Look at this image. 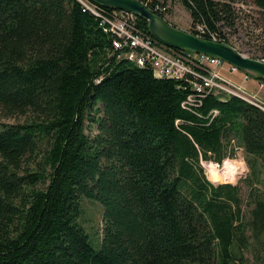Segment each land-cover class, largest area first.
<instances>
[{
	"label": "trees",
	"instance_id": "trees-1",
	"mask_svg": "<svg viewBox=\"0 0 264 264\" xmlns=\"http://www.w3.org/2000/svg\"><path fill=\"white\" fill-rule=\"evenodd\" d=\"M179 1L193 30L230 45L237 0ZM90 2L98 14L79 0H0V114L23 119L0 121V264L264 260V111L208 89L188 106L200 93L125 58L106 22L121 10ZM238 151L247 176L212 183L202 162ZM84 199L104 208L98 251Z\"/></svg>",
	"mask_w": 264,
	"mask_h": 264
},
{
	"label": "built area",
	"instance_id": "built-area-1",
	"mask_svg": "<svg viewBox=\"0 0 264 264\" xmlns=\"http://www.w3.org/2000/svg\"><path fill=\"white\" fill-rule=\"evenodd\" d=\"M84 8L98 14L90 0H79ZM154 13L163 14L167 20L170 12L169 2L173 0H136ZM153 12V11H152ZM108 29L119 40H116L114 47L119 50H127L125 58L134 62L140 67H149L156 78L170 79L175 81L186 80L192 90L200 93L189 97L186 103L195 105L197 98L202 97L205 89L214 91L216 94L226 93L237 96L264 111V100L256 94L249 93L244 88L246 83L252 80L254 75L231 66L223 60L208 55L197 54L188 50L169 48L158 43L151 35H146L138 27V17L129 12L115 11L112 16L106 18ZM168 22V20H167ZM169 23V22H168ZM172 25L171 23H169ZM173 26V25H172ZM190 34L203 38L204 26H197L196 29L187 30ZM212 41L219 42L213 36ZM228 65L229 73H241L242 83H236L223 76L222 70ZM259 88H264V79L258 78ZM241 170V169H240Z\"/></svg>",
	"mask_w": 264,
	"mask_h": 264
},
{
	"label": "rangeland",
	"instance_id": "rangeland-1",
	"mask_svg": "<svg viewBox=\"0 0 264 264\" xmlns=\"http://www.w3.org/2000/svg\"><path fill=\"white\" fill-rule=\"evenodd\" d=\"M170 12L167 18L168 22L171 23L174 27L187 31L191 28V16L189 11L185 8V6L179 1H170ZM237 24L239 25V29L236 31L231 28H225L224 31L229 34L230 45H227L234 49L236 52L241 55L257 59L263 60L264 58V16L263 12L258 9L252 0H237ZM222 70L223 76L226 78L233 80L236 83H241L243 79L242 72L241 73H229L228 65H225ZM244 73V72H243ZM257 75L252 76L251 85L246 83L245 89L249 93L256 94L260 99L264 100V88L260 89L258 84ZM255 82V83H254ZM247 86V87H246ZM22 118H9L3 119L0 114V121L4 124H14L19 121H22ZM89 124V123H88ZM87 132L91 135H95L96 131H91L88 129ZM239 152V153H238ZM236 157L234 159L239 160L243 159L246 162L245 154L242 151H238ZM202 165L205 170V174L207 178L213 183L215 180L218 181L223 177L220 176L219 179L210 178L211 171L220 170L223 172V169L226 166V162L223 160L221 164H216L215 161H203ZM247 167L240 166L237 171L235 182L231 180H221L219 184H238L241 179L245 178V175L250 171L248 163L246 162ZM219 166V169H217ZM207 169V171H206ZM247 176V175H246ZM264 191V184L261 186ZM247 194L246 190H244L243 196L245 197ZM83 216L80 221L83 224V227L87 231L90 241L94 246L95 250H100L101 240H102V227H103V214L104 208L101 203L93 200L84 199L82 202ZM248 211V210H247ZM101 233V234H100ZM246 257L248 258L250 264H264V260H256L254 255L251 252L246 253Z\"/></svg>",
	"mask_w": 264,
	"mask_h": 264
},
{
	"label": "water",
	"instance_id": "water-1",
	"mask_svg": "<svg viewBox=\"0 0 264 264\" xmlns=\"http://www.w3.org/2000/svg\"><path fill=\"white\" fill-rule=\"evenodd\" d=\"M113 9L135 14L148 23L151 36L161 45L178 50L217 57L242 71L251 72L264 79V60L245 57L226 44L203 39L170 25L136 0H91ZM214 183V182H213ZM218 185L219 183H214ZM221 184V183H220Z\"/></svg>",
	"mask_w": 264,
	"mask_h": 264
},
{
	"label": "clouds",
	"instance_id": "clouds-1",
	"mask_svg": "<svg viewBox=\"0 0 264 264\" xmlns=\"http://www.w3.org/2000/svg\"><path fill=\"white\" fill-rule=\"evenodd\" d=\"M224 161L226 162L225 171L227 174L231 175L232 182H235V177L240 166L247 167L246 162L243 159L236 160L231 156L225 157ZM219 169V166H217ZM207 171V169H206ZM223 173L220 170L211 171L210 178L219 179Z\"/></svg>",
	"mask_w": 264,
	"mask_h": 264
},
{
	"label": "bare ground",
	"instance_id": "bare-ground-1",
	"mask_svg": "<svg viewBox=\"0 0 264 264\" xmlns=\"http://www.w3.org/2000/svg\"><path fill=\"white\" fill-rule=\"evenodd\" d=\"M91 1V0H90ZM170 48V47H169ZM239 171H241V170H239ZM223 174H222V176L223 177H221V179L220 180H218V181H216L215 180V183H219V182H221V180H231L232 179V177H231V175H229V174H227L226 173V171H225V168L223 169V172H222Z\"/></svg>",
	"mask_w": 264,
	"mask_h": 264
},
{
	"label": "crops",
	"instance_id": "crops-1",
	"mask_svg": "<svg viewBox=\"0 0 264 264\" xmlns=\"http://www.w3.org/2000/svg\"><path fill=\"white\" fill-rule=\"evenodd\" d=\"M249 84L248 85H251V81L250 82H248ZM255 83V82H254ZM247 87V86H246Z\"/></svg>",
	"mask_w": 264,
	"mask_h": 264
}]
</instances>
